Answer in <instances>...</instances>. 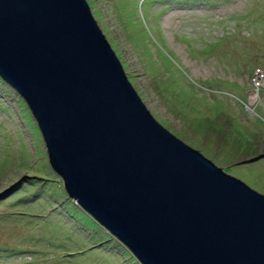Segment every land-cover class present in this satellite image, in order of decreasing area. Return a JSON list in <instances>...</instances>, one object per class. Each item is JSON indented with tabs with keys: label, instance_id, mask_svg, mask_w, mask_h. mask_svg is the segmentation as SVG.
Listing matches in <instances>:
<instances>
[{
	"label": "water",
	"instance_id": "water-1",
	"mask_svg": "<svg viewBox=\"0 0 264 264\" xmlns=\"http://www.w3.org/2000/svg\"><path fill=\"white\" fill-rule=\"evenodd\" d=\"M0 76L69 196L142 264H264V193L153 116L87 0H0Z\"/></svg>",
	"mask_w": 264,
	"mask_h": 264
},
{
	"label": "rangeland",
	"instance_id": "rangeland-1",
	"mask_svg": "<svg viewBox=\"0 0 264 264\" xmlns=\"http://www.w3.org/2000/svg\"><path fill=\"white\" fill-rule=\"evenodd\" d=\"M87 1L153 116L264 193V0ZM20 98L0 80V264H142L70 198Z\"/></svg>",
	"mask_w": 264,
	"mask_h": 264
},
{
	"label": "trees",
	"instance_id": "trees-1",
	"mask_svg": "<svg viewBox=\"0 0 264 264\" xmlns=\"http://www.w3.org/2000/svg\"><path fill=\"white\" fill-rule=\"evenodd\" d=\"M146 2V1H145ZM146 5V4H145ZM163 54H167V53H163ZM172 60H173V58H171ZM170 60V59H169ZM171 61V60H170ZM172 64V63H171ZM2 78L0 77V80H1ZM19 104L21 105V106H24L25 104H27L26 103V101L24 100V98L23 97H21L20 98V100H19ZM25 110V109H24ZM97 221V220H96ZM97 223H98V221H97ZM99 224V223H98ZM123 246H124V251H126V253H128V254H131L132 255V253H131V251L126 247V245H124L123 244Z\"/></svg>",
	"mask_w": 264,
	"mask_h": 264
},
{
	"label": "clouds",
	"instance_id": "clouds-1",
	"mask_svg": "<svg viewBox=\"0 0 264 264\" xmlns=\"http://www.w3.org/2000/svg\"><path fill=\"white\" fill-rule=\"evenodd\" d=\"M1 77V76H0ZM2 78V77H1ZM3 79V78H2ZM12 86V85H11ZM13 87V86H12ZM15 89V88H14ZM18 92V91H17ZM19 93V92H18ZM20 94V93H19ZM21 95V94H20ZM21 97H23L22 95H21ZM50 162V161H49ZM51 165V164H50ZM52 167V166H51ZM53 168V167H52ZM54 169V168H53ZM56 172V171H55ZM57 173V172H56ZM58 174V173H57ZM59 175V174H58ZM60 176V175H59ZM61 177V176H60ZM62 178V177H61ZM62 180H63V183H64V179L62 178ZM65 185V184H64ZM66 188V187H65ZM67 190V189H66ZM68 192V191H67ZM68 194H69V192H68ZM71 199H74V198H72V197H70ZM75 201H76V199H74ZM76 203L83 209V210H85V211H87L86 209H84L77 201H76ZM88 212V211H87ZM88 213H90V212H88ZM91 214V213H90ZM92 215V214H91ZM93 216V215H92ZM94 217V216H93ZM95 218V217H94ZM96 219V218H95ZM97 220V219H96ZM98 221V220H97ZM98 223H100L99 221H98ZM101 224V223H100ZM102 225V224H101ZM104 226V225H103ZM106 228V227H105ZM109 230V229H108ZM110 231V230H109ZM116 236V235H115ZM121 240V239H120ZM122 241V240H121ZM124 243V242H123ZM124 245H126L125 243H124ZM127 246V245H126ZM128 247V246H127ZM132 251V250H131ZM133 252V251H132ZM134 253V252H133ZM138 258V257H137ZM140 261V260H139ZM141 262V261H140Z\"/></svg>",
	"mask_w": 264,
	"mask_h": 264
}]
</instances>
